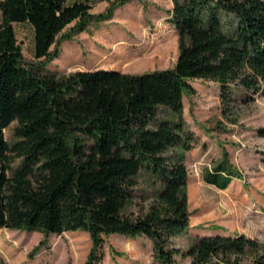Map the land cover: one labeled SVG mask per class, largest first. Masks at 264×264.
Returning a JSON list of instances; mask_svg holds the SVG:
<instances>
[{
	"label": "trees",
	"instance_id": "16d2710c",
	"mask_svg": "<svg viewBox=\"0 0 264 264\" xmlns=\"http://www.w3.org/2000/svg\"><path fill=\"white\" fill-rule=\"evenodd\" d=\"M88 1L0 0V229L38 230V246L84 230L92 242L84 264L102 262L109 235L146 237L158 264L179 254L189 264H264V246L244 234L197 236L184 251L174 243L190 227L185 152L196 141L183 95L194 79L215 82L227 114L231 102L264 93V0H172L171 68L60 75L48 66L59 54L50 46L89 17ZM20 21L33 27L36 61L23 59L12 26ZM13 121L18 141L9 145ZM11 152L21 158L15 169ZM141 175L153 189L136 202ZM201 176L224 189L240 174L224 157Z\"/></svg>",
	"mask_w": 264,
	"mask_h": 264
},
{
	"label": "rangeland",
	"instance_id": "374dc122",
	"mask_svg": "<svg viewBox=\"0 0 264 264\" xmlns=\"http://www.w3.org/2000/svg\"><path fill=\"white\" fill-rule=\"evenodd\" d=\"M75 1L84 0L66 4ZM122 1L89 0V17L75 19L57 35L50 49L56 46L59 54L48 66L60 75L99 68L132 74L171 68L178 56V35L169 16L172 0ZM12 26L24 61H36L32 25L20 21ZM190 83L193 90L182 98L184 119L196 137L185 152L190 227L176 236L175 246L184 251L195 237L213 234H244L264 246V136L258 134L264 127V93L257 92L246 104L231 102L224 114L217 83L201 79ZM16 126L13 121L4 129L9 145L18 141ZM224 157L240 177L219 189L201 175ZM20 165L21 158L11 152L10 167ZM138 181L136 202L153 189L146 175ZM42 237L38 230L1 228L2 264H84L92 245L88 232L81 229L51 235L38 246ZM102 251L100 264H158L144 236H106ZM189 262L188 256L179 254L174 264Z\"/></svg>",
	"mask_w": 264,
	"mask_h": 264
},
{
	"label": "crops",
	"instance_id": "0c3cea01",
	"mask_svg": "<svg viewBox=\"0 0 264 264\" xmlns=\"http://www.w3.org/2000/svg\"><path fill=\"white\" fill-rule=\"evenodd\" d=\"M120 236V235H119Z\"/></svg>",
	"mask_w": 264,
	"mask_h": 264
}]
</instances>
